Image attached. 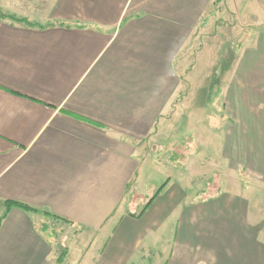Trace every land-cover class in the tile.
Returning <instances> with one entry per match:
<instances>
[{"label":"crops","instance_id":"obj_1","mask_svg":"<svg viewBox=\"0 0 264 264\" xmlns=\"http://www.w3.org/2000/svg\"><path fill=\"white\" fill-rule=\"evenodd\" d=\"M0 7L19 19L0 18V264H264V30L227 78L224 125L196 141L227 183L204 196L162 153L185 114L206 113L181 90L185 51L226 16L264 29L262 0ZM49 222L72 230L60 245Z\"/></svg>","mask_w":264,"mask_h":264},{"label":"rangeland","instance_id":"obj_2","mask_svg":"<svg viewBox=\"0 0 264 264\" xmlns=\"http://www.w3.org/2000/svg\"><path fill=\"white\" fill-rule=\"evenodd\" d=\"M262 1L264 2V0ZM2 11L3 9L0 7V18L6 16ZM219 21L218 26L221 29H203L190 48L185 51V83L182 84L181 90L185 92L186 99L192 97L189 103L196 108L200 106L199 109L201 106L205 107L206 113L194 109L196 113L185 114L184 120L178 121L179 124L171 135L168 151L162 152L173 153L175 160L183 161L185 173L199 172V177L195 182L202 187L206 184L211 186H209V192L204 194L207 197L216 192L219 184L227 183L230 168L227 163L226 166L222 162L221 183H219L218 173H214L216 170L214 171L215 167L212 165L215 156L214 146L212 144L199 146L196 141L200 137L212 138L211 129L214 128L213 126L224 125L226 114L223 94L227 78L240 56L241 49L260 30L243 29L247 23L239 19L237 15L226 16V18H220ZM226 25L235 26V28L222 29ZM190 74L191 76H189ZM205 165L209 167L203 169ZM191 179L193 178L188 180ZM241 180L246 185L248 184L247 179L242 178ZM47 228L53 232V240H59H57L59 245L69 237V232L72 231L65 225L50 224V222L47 224Z\"/></svg>","mask_w":264,"mask_h":264},{"label":"trees","instance_id":"obj_3","mask_svg":"<svg viewBox=\"0 0 264 264\" xmlns=\"http://www.w3.org/2000/svg\"><path fill=\"white\" fill-rule=\"evenodd\" d=\"M4 18H9V19H11V20H14V21H19V20H17V19H13L12 17H9L8 15H6V16H2V19H4ZM29 25H34V24H31V23H28ZM260 30H264V29H260ZM259 30V31H260ZM13 207H19V208H21V209H24L25 211H28V212H36V210L35 209H32L31 207H29L28 205H25V204H22V203H18V202H7L6 203V212H5V215L13 208ZM47 214V213H46ZM55 219H57V217L55 218ZM57 220H62V219H57ZM62 221H64V222H67V221H65V220H62ZM67 224H68V222H67ZM64 256H65V254L63 253L62 255H61V258L59 259V263H61L62 262V260H63V258H64Z\"/></svg>","mask_w":264,"mask_h":264}]
</instances>
